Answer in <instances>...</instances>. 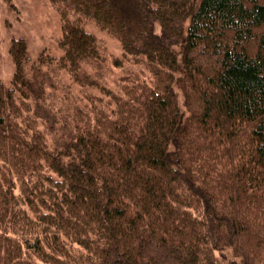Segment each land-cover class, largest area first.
Segmentation results:
<instances>
[{
    "label": "trees",
    "instance_id": "obj_1",
    "mask_svg": "<svg viewBox=\"0 0 264 264\" xmlns=\"http://www.w3.org/2000/svg\"><path fill=\"white\" fill-rule=\"evenodd\" d=\"M48 1L61 55L12 38L0 79V264H264V0Z\"/></svg>",
    "mask_w": 264,
    "mask_h": 264
},
{
    "label": "rangeland",
    "instance_id": "obj_2",
    "mask_svg": "<svg viewBox=\"0 0 264 264\" xmlns=\"http://www.w3.org/2000/svg\"><path fill=\"white\" fill-rule=\"evenodd\" d=\"M84 27L105 40L109 54H122L117 38L94 23H85ZM61 35L59 14L48 0H0V79L9 82L13 75L14 65L9 53L12 38L25 40L27 56L30 61H34L44 49L54 56H60L62 49L58 40ZM181 101L179 93V102Z\"/></svg>",
    "mask_w": 264,
    "mask_h": 264
}]
</instances>
